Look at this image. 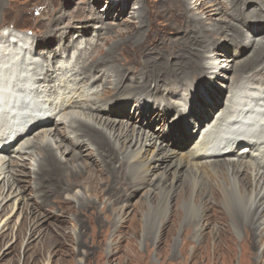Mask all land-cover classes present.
Returning a JSON list of instances; mask_svg holds the SVG:
<instances>
[{
    "label": "bare ground",
    "instance_id": "1",
    "mask_svg": "<svg viewBox=\"0 0 264 264\" xmlns=\"http://www.w3.org/2000/svg\"><path fill=\"white\" fill-rule=\"evenodd\" d=\"M72 1L74 0H63L62 2L63 14L67 17L70 15L67 14V8L71 6ZM225 1L227 7L225 8L223 6L225 3L219 1L218 8L213 10V16L220 15V10L224 9L222 16L232 18L236 24L232 23L229 18L227 21L226 19L213 20L214 25L209 30L205 28L206 19L193 13L194 10H199V14L207 11L209 7L203 3V0H194V2L193 0H108L109 12L106 19L113 13L115 9L113 6L118 7L119 5L120 8H123L126 3L128 4L126 7L131 5V2H136L135 5H137L135 13H133L134 11L131 13L133 16L130 17V21L126 22L129 37L124 40V43L127 42V46L130 48L138 46L136 51L133 49L135 53L133 54L139 57V61L142 62V65L137 69V76L132 75L131 81L126 79L128 76V73L125 72L126 69L116 65L118 58L114 53V48H118L119 43L110 46V49L98 59L97 69L94 68L95 66L87 69L86 72H89L91 76L86 73L82 74L81 67L75 63V60L73 65L68 67L58 65L59 61L56 60L58 52L51 50L53 45H57L54 43L57 40L55 38H59L60 48L58 50L60 54H66L69 58L71 48H74L78 41L84 39L86 46L91 45L85 31L86 28L75 27L73 29L65 25V29H60L58 28L59 22L55 18L50 21L51 23L49 22L50 30H45L43 35L38 36L34 32L35 39L31 49L24 35L7 33L8 38L5 37L4 41L0 42V61L3 65L12 62H17V64L2 67L0 63V73H2L0 95L4 102L0 105V117L3 122L0 129L7 126V131L10 133L4 141H1L3 139L0 138V154L9 156L14 153L18 162L0 159L2 162L0 165V177H2L0 191L2 193L0 195L4 194L5 187L6 193L9 194L14 184L22 182L15 179L19 173H15L16 169L13 167L20 166L24 169L26 159L23 155H26L33 167L31 192L36 190L37 194L41 188L45 189L46 185L44 184L51 183L50 188L56 189L58 200L60 195L63 205L68 206L69 211H73L78 225L82 224V217L104 218L107 216L108 219L110 215L108 213H114L117 209H119L117 215L122 213L123 217L124 210L127 208L126 201L133 196L132 191L145 186L147 188L145 191L146 202L140 209L151 208L154 219L159 221L160 218H164L175 198V206L183 209L184 216L189 219L187 227H194L197 237L201 235L205 222L224 225L227 220H230L234 230L244 233L245 246L253 259L255 250L259 244L264 242V85L260 86L261 89L256 86V88L250 89V86L252 87L251 84L257 80L256 76L264 74V0ZM169 2L174 6L171 7L172 10L168 8L169 16L165 17L163 11ZM95 4L97 5L99 2L95 0ZM117 7L115 13L119 10ZM228 8L229 11H227ZM147 11L152 18L157 16L158 19L163 20L162 22L167 23V25L165 24L167 29L159 38L160 41L155 43L150 51L145 49L152 42V40L147 41L153 31L151 19H146L148 22L143 20ZM118 12L120 15L123 11ZM169 19L171 23H169ZM91 21L94 23L95 19H91ZM252 21L256 23H252ZM99 23L98 31L104 26L103 30L106 32V36L111 32L112 35H117L113 29L118 27V24L112 26L110 23L105 24L103 20H100ZM91 28L92 26H90ZM75 29L81 31H76L74 34L76 39L73 35L70 37L73 41L69 42L68 35ZM246 30L250 31V38L244 36ZM133 32L135 33L133 34ZM169 34H171L170 36L179 34V37L173 39ZM97 38L95 37V40ZM220 40L224 41L226 45L232 44L235 48L243 49V51L251 48V54L239 62H235V59L229 54L224 56V61L218 59L217 61L207 53L217 50H223L224 52H222L225 53L226 50L221 49L218 44ZM39 42H46V44L39 45ZM20 43L21 48L19 49L24 52L29 50V58H26L25 54H11V51L18 49ZM41 46H44V50H40ZM161 47H168L171 51L169 57L159 54V58H150L151 55L158 54L156 49ZM76 56L77 53L73 54V57L76 58ZM84 56L83 58H85ZM47 58L51 60V64H45ZM127 58H122V62ZM171 58L172 60H170ZM79 62L81 63V61ZM262 66L263 68L260 69ZM135 67L136 65L133 68ZM250 70H257V73H254L255 76H251L252 79L248 81L247 75L244 74ZM93 73L102 74V78H106L105 80L98 75L94 76L100 78L102 92L93 89L80 91L77 86L82 80H84L85 86L99 88L96 85L99 83L94 84L92 81H88L90 77H93ZM221 73L231 74V77L227 79L230 81L229 86L239 85L237 89L235 88L237 91H231L229 95L225 96V92L221 89L214 88L213 85L205 82V78H219ZM162 75H166V77L162 78ZM243 75L246 77L245 79ZM169 77L178 81L173 85H179V87L194 79L196 82L195 85L190 82L193 85L184 87L182 85L180 88L172 87L167 90L168 93H155V96L144 93L137 98H145L143 101L146 106L149 105L148 111L143 106L135 108V110L139 117H160L158 124L163 123L168 128V134L172 136L171 139H168L164 132H154L155 135L150 132V127L142 125L136 127L130 120L123 123L117 119L119 113L127 110L128 101L132 98L130 94L145 91L150 93L153 88L151 89V86L148 85L152 83L154 91L155 88L161 90L164 88L162 83H165V79H170ZM145 79H149V84ZM189 86L191 87L189 88ZM26 91H29L30 95L26 94ZM180 92L182 98L187 96V101L183 99V101H179ZM248 92H256V94ZM21 94H25L30 101L19 99L18 95ZM99 94H101V101H95ZM222 96L226 101H222L221 106L219 98ZM147 100L153 103L157 101L158 109L152 110L153 106ZM116 103L117 106L114 109L111 108L110 105ZM31 104L36 107L38 115L34 119L23 120L22 116L16 113V108L22 110ZM179 106L189 107L183 122L180 120L182 116L179 117L177 114ZM251 106L255 110L263 112L260 115L263 116L261 120L252 115ZM76 110L81 113H76ZM100 115H104L105 118ZM57 116L62 118L56 119ZM175 116L178 120L175 119ZM187 116L190 119L188 121L185 119ZM244 118L260 120V124H243L241 121ZM63 120L65 122L60 125L63 126L62 128H58L57 123L54 124L56 121ZM191 121L193 129L196 126L199 128L197 130L199 137L198 135L194 137L189 131L187 126ZM49 126L50 129L36 134L32 142L31 139L29 140L32 134ZM2 131L1 134L3 133L5 136V130L2 129ZM66 132L73 135V141H68L70 147L62 145L65 148L63 152L57 148L60 152L58 154L56 141H53L55 139L57 142L59 141L57 146L61 147L62 141L59 137L60 134ZM50 135L53 140L48 139ZM39 138H41L40 141ZM195 139L196 141H194ZM18 143L19 146L14 150L13 147ZM239 146H244V148H241L237 155L235 152ZM85 149L94 153L95 157L93 156L94 158L91 159V155L83 154ZM65 153L68 158L61 159L59 155L64 156ZM224 158H228V160H224ZM245 159L257 161V164H251ZM86 165H90L92 168L90 167L88 170ZM161 167L162 173L155 174L154 172ZM252 171L255 173L254 177ZM31 181L28 182L31 183ZM255 181L256 183L253 184ZM148 183L151 184L150 188ZM18 188L20 187L18 186ZM249 188L254 189V197H246ZM76 190H80L83 196L74 193ZM177 190L179 191L177 192ZM72 192L73 199H64L61 195V193L68 195ZM12 194L13 192L9 196ZM36 198L43 199L42 195L36 196ZM152 199H154L153 208ZM118 206L120 207L118 208ZM137 206L140 207V204ZM4 210L5 208H1L0 212L2 213ZM208 210L210 215L205 219ZM29 214L33 217L34 213ZM170 219L169 232L173 233L181 219L180 210L174 209ZM160 223L161 221L158 226ZM20 227L24 231L29 230L28 241L33 240L35 233H40L36 224L22 222ZM116 227V222L108 219L104 224L101 223L97 230L102 232ZM187 227L184 229V233H187ZM82 228L81 225L80 230ZM7 229L9 228L7 227ZM214 231L217 234L218 242L213 246L212 259L210 260L208 256L206 244L205 247L196 248L192 253L191 262L194 261L197 264L199 260L204 259L215 264L219 252H224L232 247L233 241L225 225ZM207 239H210L209 235ZM187 244L188 241L183 239L182 246ZM4 256L5 253H2L0 259Z\"/></svg>",
    "mask_w": 264,
    "mask_h": 264
},
{
    "label": "rangeland",
    "instance_id": "2",
    "mask_svg": "<svg viewBox=\"0 0 264 264\" xmlns=\"http://www.w3.org/2000/svg\"><path fill=\"white\" fill-rule=\"evenodd\" d=\"M133 1H136V0H133ZM219 1H222L223 3H225L223 6H225V8L227 7L225 0H203V3L209 7L207 11L201 14H199L200 13L199 10L193 11V13L196 16H200L202 19H206V23H205L206 29H209V30L212 29L214 25V21L221 20V19L223 20L226 19L227 21V19L229 18L232 23L236 24V21L233 20L232 18L228 16H226L227 18L222 16L224 13V9L220 10V15L218 14L216 16H213L214 14L213 10H215V8L216 9L218 8L217 4ZM62 2L63 0H0V11H1L0 12V42L4 41L3 39L5 37L8 38L7 33L13 32V34H16V35L18 34L24 35L31 49V45L34 42L33 40L35 39L34 32L37 33L38 36L43 35L45 33V30L47 29L50 30V26H51L50 21L56 18L55 20L59 22L58 28L60 29H63V28L65 29V25L70 26L73 29L75 27H82L83 29L86 28L85 31L87 32V35L89 36L88 37L89 41L91 43V45L89 46L90 48H89L88 46L85 45L84 39L78 41L76 46L74 48H71V52L68 58L66 54H60L58 50L60 48V43L58 41L59 38H55V40L56 39L57 40L54 43L57 45L54 46L53 45L54 43H53L51 50L58 52L57 54L58 57L56 59L57 61H59L58 65H62L63 67H68V66L73 65V62L75 60V63L80 65L82 74L84 73L85 75L86 73V75L91 76L89 72H86L87 69H89V67L91 66H95L94 68L97 69L98 59L110 49V46L112 47L113 44L119 43L118 45L119 47L114 48V51H115L114 53L116 54V57L118 58L116 65L121 66L124 69H126L125 72L126 74L128 73V76L126 77V79L128 81L132 80V77H133L132 75L137 76L138 74L137 69L140 65H142V62L139 61L140 60L139 57L134 56L135 53L133 52V49L136 51L138 49L137 48L138 46H136L135 48H130L127 46L128 45L127 42L124 43V40L129 37L128 28H127L128 24H126V22L130 21V17L133 16V14L131 13L133 11H134L133 13H135V9L137 6L135 5L136 2H131V5L127 7L126 5L128 4L126 3L123 8H120L119 5L118 7L113 6L115 9L116 7L117 9L119 8V10H117V13H115L116 10L114 9L113 13L110 14L107 19L105 17L107 13L109 12V9H108L109 6L107 3L108 0H96V2H99V4L97 5L95 4V0H74L72 1L73 3L71 4V6L67 8V14H70L68 15V17L67 15L65 16L63 14V9L61 8ZM172 6L174 5L169 2L167 5V8L166 9L164 8L165 10L163 11L164 12L163 14L165 15V17L169 16L168 8H171ZM118 11L120 12L123 11L122 14H120L121 17H119L120 15ZM227 11H229V8ZM145 13H146V16L148 17L145 16L143 20L148 22L147 20L151 19V25L153 27V31L150 34L149 39L147 41L149 42L150 40H152V42L149 43L148 46L145 48L146 50L150 51L153 45H155V43H158L160 41L159 38L161 37L164 30L167 29V26H166L167 23L162 22L163 20L158 19L157 16L156 18H152L150 14L148 13V11ZM90 14H91V17L93 18L90 17ZM91 19H95V22L92 23ZM207 19H210V20H207ZM100 20H103L105 24L110 23V25L112 26H115L121 21L122 23L120 22V24H118L119 26L117 25L118 27L113 29L114 30L113 32H116L117 35H112L111 34L112 32H111L108 36H106L105 34L106 32L103 30L104 29L103 25H102L103 27L100 28V30L98 31V28L100 27V23H99ZM168 21L169 23H171L170 19ZM252 23H256V22L252 21ZM90 26H92L91 29H90ZM38 31H41L42 33ZM76 31H81V30L75 29V30L70 31V34L68 35L69 42L73 41L70 37L73 36ZM96 32L97 34L100 32L98 36ZM89 33H91V35H89ZM134 33L135 32H133V34ZM249 34H250V31L246 30L244 36L249 37L250 36ZM170 35L171 34H169V36ZM95 37H98V38L95 40ZM170 37L174 39L175 37H179V34L178 35L175 34V36H170ZM74 39H76V35H74ZM45 44L46 42L44 43L39 42V45H45ZM218 44L220 45L221 49L226 50L225 53H223L224 52L223 50H217V51H213L212 53L211 52L207 53V55H210V57L212 56L215 58V60L218 59L219 61H224L225 60L224 56H226V54H229L231 55L233 59H235L234 60L235 62H239V61L246 59L251 54V50H252L251 48L249 49L244 48L245 50L243 51V49L235 48V46L232 44L226 45V43L222 40H220ZM144 45H147V44H144ZM41 49L44 50V46H41L40 50ZM156 50L158 51V54L151 55L150 58L152 59L159 58L160 56L159 54L165 55L168 58L171 52L169 51L168 47H161V48H157ZM21 51H22L21 49H16L14 51H11V54L12 55H18V54L22 55ZM75 53H77L76 58L73 57V54ZM23 54H25L26 58L30 57L29 50L25 52L23 51ZM215 54H217V56H215ZM83 56L85 58H83ZM124 57L125 58L128 57V58L126 61L122 62V58ZM45 60H46L45 64H51L50 59L47 58ZM170 60H172V58ZM79 61H81V63ZM135 65L136 67L133 68ZM223 65H226V64H223ZM261 68H263V66L260 67V69ZM245 73H247V74H244L245 76L247 75L246 76L247 78L244 77V75H243V78L244 79L246 78L247 80L249 79L248 81H250L252 79L251 76H255L254 73L256 74L257 70H254V71L250 70V71H246ZM94 74L95 73H93L92 75L93 77L98 75V77L100 76L102 78V74H98V73H96L95 75ZM40 77L42 78V76ZM93 77H90L88 81L90 82L92 81V83L94 84L99 83V84H96L97 86H99V88H96V86H93L94 88H92L90 87V85L85 86L84 80L80 81L81 83L79 82L77 88H80V91L83 89L84 91L93 89L98 92L100 91L101 93L102 92V88H101L102 86L100 85L101 80L100 78H97V77L93 78ZM164 77H166V75H162V78ZM229 77H231L230 73L229 74L221 73L219 78H216V77L205 78V82L210 83L211 85H213L214 88L221 89L223 92H225V96H227V94L229 95L231 91H237L236 89L239 86V85L229 86L230 81L227 80ZM86 79H88V77H86ZM102 79L106 80V78L104 77ZM256 79H257L255 80L256 82L254 81L255 84L254 83L251 84L253 86L252 87L250 86V89L254 88L255 86L261 89L260 86L262 84L264 85V74L256 76ZM194 80L189 81L186 84L185 83L182 84L183 87L185 85L187 86L193 85V84H190V82L194 83L195 85L196 79ZM145 81L146 83H148L149 79H145ZM177 82L178 81L172 78L165 79V83H162L164 85V88L161 90H158L155 88V91H154V84L148 83L149 84L148 86H151V89L153 88L152 92L148 93L147 91H145V92H141L137 94H130L132 98L128 101L129 105L127 107V110H124L123 113H119L117 115L118 118L117 117L116 118L123 123H125V121L127 120H130V122L133 123V125H135L136 127H138L139 125H142L143 127H150V132L153 134L157 132H164V134L168 137V139H171L172 136L171 135L169 136L168 130H167L168 128L165 127L163 123L158 124L160 121V117H153V118H151L150 116L139 117L138 112L135 110V108H140L143 106L148 111L149 105L146 106L143 101L145 98L140 99L137 97L144 95V93L145 95H151V96H155V93L157 94L163 93V92L168 93L167 90H169L172 87H178V88L182 87V85H180V87L179 85H173L174 83L177 84ZM165 85L166 86L168 85L167 88ZM190 87L191 86H189V88ZM248 93L251 94L252 92H248ZM252 94H256V92ZM100 96L101 94H99L98 99H96L95 101H101ZM186 97L182 98V93L180 92L178 99L179 101H183V100L187 101ZM222 101L223 102L226 101L225 97L223 96L219 98V105L221 106H222L221 104ZM147 102L152 104L153 106L152 110L158 109L156 107L158 106L157 101L153 103L147 100ZM112 105L110 106L111 108L114 109L117 106V103L114 104L113 106ZM98 109H102V108H98ZM188 109H189L188 106L187 107L179 106L177 108V114H179V117L180 115L182 116V119H180L182 122L184 121L183 119L189 111ZM76 113H81V112L76 110ZM141 113H143V111H141ZM163 114L164 113L162 112V115ZM167 115H170V113H167ZM100 116L102 118H105L104 115H100ZM171 116L174 117V115H171ZM58 118L60 119L62 117L57 116L56 119ZM175 119H177V116H175ZM185 119H187V121L190 120L188 116ZM64 122L65 120L56 121L54 124L57 123L56 125L59 126L58 128H62L63 126H60V125H62V123ZM188 124H187L188 125L187 127L189 128V131L193 134V136L195 137L196 135H198L197 130H199V128L196 126L195 129H193L192 121L189 122ZM2 126H3V122H2ZM47 129H50V126L45 127L41 130H38L37 132H35L29 137V140L31 139V142H32L36 134L40 133L41 131L47 130ZM67 132L62 135L60 134L59 139L62 141V143H60L61 147L57 146L59 145L58 144L59 141L57 142L56 139L53 141V142L56 141V151H58L57 148H59V150L63 152L65 148H63L62 145H65L64 147H70L68 144V141H73V135ZM8 134L10 133H7L5 136H7ZM4 139L5 138H3V140L1 141H4ZM40 139L41 138H39V141ZM48 139L53 140V137L50 135ZM196 139L194 141H196ZM36 142L37 141L35 140V143ZM172 143L174 144V142ZM18 146H19V143L15 145L13 149L16 150ZM84 148L86 147L84 146ZM177 148H178V144H177ZM241 148H244V146H239V148L236 149L235 154L237 153L238 155L240 153ZM58 154H60L59 151H58ZM83 154L91 155V159L95 157L94 153H91L87 149L83 151ZM255 154H252V155L254 157H257L255 156ZM257 155H258V152H257ZM23 157L26 159L25 168L22 169L20 168V166H17L16 168L13 167L14 169H16L15 173L17 172L19 173L18 175H16L15 179L18 181L20 180L22 182L21 183L19 182L18 184H14V186L12 187V190L9 192V194L13 192V194L10 195L11 197L9 196L8 193H6V187L4 189V194L0 195V210L1 208H5L4 212L2 213L0 212L1 214V217H0V256L2 255V253H5V256L2 259H0V264H195L194 261L191 262L192 253H194L196 248L205 247L206 244L208 247V252H207L208 256L210 257V260L212 259L213 246L215 243L218 242V237L214 230L217 229L218 227L221 228L224 225L229 231V236L232 239L233 244L231 245L232 246L231 248L224 250V252L223 251L219 252L218 254L219 256L217 257L218 260H216L215 264H257V263L264 264V242L259 244V246L254 252V258L252 259V257H250V251L245 246L246 237L244 233L241 231L234 230L233 225L230 223L231 222L230 220H227V222H225L224 225L222 224L218 225L214 222L207 224L205 222L203 231L200 235L201 237L200 236L197 237L195 228L191 226L187 227L189 219L186 218V216H184L185 214H184L183 209L175 206V203H174L176 202L175 198L172 200L173 202H171L165 217L160 218L159 221H161V223H160V226H158L159 221L154 219L155 217L151 213V210H152L151 208L149 209L148 207H146V209L145 208L144 209L142 208L143 210L140 209L146 202L145 191L147 188L145 186L140 187L139 189L135 188L132 191L133 196L129 197L126 201L127 208L124 210L123 217H122V213H119L121 217L120 215H117L119 212V209H117L116 212L114 213H111V212L108 213V215L110 214L108 219L110 221H115L117 224V227L115 229L110 228L108 231H102V232H99V230H97L98 229L97 227L101 223L104 224L105 222L108 221V219L106 218L107 216H104V218L82 217L81 225L83 228L80 230L81 225L77 224V221L75 220L73 216V211H69V209H67L68 206L63 205L62 199H60V195H59V200H58V197H56V189L52 187L50 188V186L52 185L51 183L47 182L46 184H44L46 185L44 187L45 189L41 188L40 191H37L38 192L37 194H36V190H33L31 192V189L33 187L31 178L34 176L32 174L33 167L31 166L32 163L30 164L28 157H26V155H23ZM59 157L61 159L65 158L66 153L64 154V156L59 155ZM16 158H17L16 154L14 153L9 154V156L0 154L1 160L3 159L5 161L13 160L15 162H18ZM224 160H228V158L227 159L224 158ZM245 161L250 162L251 164L252 163L257 164V161H253L252 159H245ZM1 164L2 162L0 161V165ZM19 164H20V161H19ZM97 165L99 166V164ZM90 167L92 168V166L86 165V169L90 170L89 169ZM162 171L163 169L161 167L160 169L156 170L154 173L158 174V173H162ZM252 176L253 177L255 176V173L253 171H252ZM1 179L2 177H0V180ZM28 181H31V183H29ZM255 183L256 181L253 184ZM10 185H11V181H10ZM18 186L20 188H18ZM150 186L151 184L148 185L149 188ZM76 191L74 193H77V195L79 196H83L80 190H76ZM178 191L179 190H177V192ZM1 193L2 191H0V194ZM18 194L20 195L18 196ZM39 195L40 196L42 195L43 197L42 200L36 198V196H39ZM61 195L64 199H69V198L73 199V196H72L73 192L68 195L65 193H61ZM254 195H255V192L253 188L247 189V193H246L247 198H249L250 196L254 197ZM153 200L154 199H152L151 201L152 204L154 203ZM106 204H108V202H106ZM137 204H140V207L137 206ZM208 205L210 206V202L208 203ZM153 206L154 204L152 205V208ZM119 207L120 206H118V208ZM174 209H178V211L180 210L181 219L178 221L177 228L173 232L174 233L173 234L169 232V228L171 225V221H170L171 212ZM145 211L146 212L148 211V214H146ZM29 213H34L33 217H31ZM209 215H210V211L208 210L205 214V219H207ZM22 222L27 223V224H36L37 227H39L40 229V233L39 234L35 233L33 235V240L31 239L28 241V235L30 233H29V230L24 231L20 227V224ZM7 227L9 229H7ZM186 227L188 228L187 233H184V229ZM208 235L210 236L209 240L207 239ZM183 239L188 241L187 245L182 246ZM197 264H212V262L201 259L198 261Z\"/></svg>",
    "mask_w": 264,
    "mask_h": 264
}]
</instances>
